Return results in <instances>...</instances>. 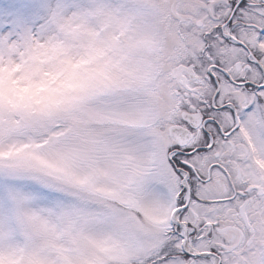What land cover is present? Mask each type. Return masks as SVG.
Listing matches in <instances>:
<instances>
[{
  "label": "snow or ice",
  "instance_id": "snow-or-ice-1",
  "mask_svg": "<svg viewBox=\"0 0 264 264\" xmlns=\"http://www.w3.org/2000/svg\"><path fill=\"white\" fill-rule=\"evenodd\" d=\"M0 264H264V0H0Z\"/></svg>",
  "mask_w": 264,
  "mask_h": 264
}]
</instances>
